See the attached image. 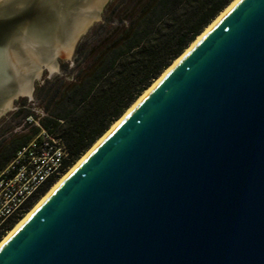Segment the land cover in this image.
Masks as SVG:
<instances>
[{
  "label": "water",
  "instance_id": "obj_1",
  "mask_svg": "<svg viewBox=\"0 0 264 264\" xmlns=\"http://www.w3.org/2000/svg\"><path fill=\"white\" fill-rule=\"evenodd\" d=\"M108 1L0 0V117ZM121 116L0 264H264V0H236Z\"/></svg>",
  "mask_w": 264,
  "mask_h": 264
},
{
  "label": "trees",
  "instance_id": "obj_2",
  "mask_svg": "<svg viewBox=\"0 0 264 264\" xmlns=\"http://www.w3.org/2000/svg\"><path fill=\"white\" fill-rule=\"evenodd\" d=\"M231 2L111 0L78 43L75 67L61 61V73L36 83L38 113L23 100L14 124L0 126V172L41 129L61 139L72 165ZM20 126L28 132H12Z\"/></svg>",
  "mask_w": 264,
  "mask_h": 264
},
{
  "label": "built area",
  "instance_id": "obj_3",
  "mask_svg": "<svg viewBox=\"0 0 264 264\" xmlns=\"http://www.w3.org/2000/svg\"><path fill=\"white\" fill-rule=\"evenodd\" d=\"M67 161L61 139L44 129L17 150L0 172V238L46 184L67 169Z\"/></svg>",
  "mask_w": 264,
  "mask_h": 264
},
{
  "label": "rangeland",
  "instance_id": "obj_4",
  "mask_svg": "<svg viewBox=\"0 0 264 264\" xmlns=\"http://www.w3.org/2000/svg\"><path fill=\"white\" fill-rule=\"evenodd\" d=\"M111 0H109L108 1V3L110 2ZM233 1V0H232ZM107 3V4H108ZM106 4V5H107ZM106 7V6H105ZM105 7H104V9H105ZM104 9H103V11H102V13H101V15H100V20L98 21V22H94L90 27H89V29L87 30V32H86V34L85 35H83L82 37H80V39L77 41V43L75 44V46H74V49H73V52H72V55H71V57H70V60H64V59H62V58H58L57 59V61H58V64H59V70L57 71V72H54L50 77H47L46 76V71H43L42 72V79L41 80H35V81H33V92H32V96L29 98V97H19V98H17V99H14L13 100V102H12V108L10 109V110H8L6 113H4L1 117H0V126L1 125H3L4 124V129H7V122H9V124L11 125V124H14V120L15 119H13L12 121H11V116L14 114V112H16L17 111V109L20 107V104H23V100L24 101H26V103H25V105L26 106H32L33 108V110H35V112H37L38 113V111H39V109H38V106H37V104H38V100L35 98V95H34V92H35V85H36V83L37 82H42L45 78H52L54 75H56V74H59V73H61V67H60V62L61 61H63V62H65V65H68V70H70V69H72V68H74L75 67V64H76V61H75V58H76V48H77V45H78V43L82 40V39H84L85 37H87L88 36V34H89V31H90V29L92 28V27H94V26H96L97 24H99L101 21H102V14H103V12H104ZM205 29V28H204ZM71 75H73V73H71ZM68 78L70 77V76H67ZM155 81V80H154ZM153 81V82H154ZM152 82V83H153ZM151 83V84H152ZM127 110V109H126ZM43 115V114H42ZM42 115H40V113H39V116L40 117H42ZM30 119V117L29 118H27V120L28 121H32V120H29ZM6 123V124H5ZM36 125H38V123H35ZM113 124V123H112ZM28 127H22V126H20V127H15V128H13V131L12 132H18V134H20V133H27L28 132ZM93 145V144H92ZM91 145V146H92ZM90 146V147H91ZM89 147V148H90ZM88 148V149H89ZM87 149V150H88ZM86 150V151H87ZM85 151V152H86ZM84 152V153H85ZM83 153V154H84ZM82 154V155H83ZM81 155V156H82ZM80 156V157H81ZM79 157V158H80ZM78 158V159H79ZM77 159V160H78ZM76 160V161H77ZM75 161V162H76ZM74 162V163H75ZM73 163V164H74ZM72 164V165H73ZM72 165H70L69 167H67V169L57 178V179H55L51 184H50V186L46 189V191L43 193V194H41V196L39 197V198H37L36 199V201H34L33 202V204L26 210V212L21 216V217H19L18 218V220L9 228V230L8 231H10L12 228H13V226L40 200V198L50 189V187L63 175V174H65L68 170H69V168L70 167H72ZM7 231V232H8ZM4 236H6V234L4 235ZM4 236L3 237H1V239H0V241L4 238Z\"/></svg>",
  "mask_w": 264,
  "mask_h": 264
},
{
  "label": "bare ground",
  "instance_id": "obj_5",
  "mask_svg": "<svg viewBox=\"0 0 264 264\" xmlns=\"http://www.w3.org/2000/svg\"><path fill=\"white\" fill-rule=\"evenodd\" d=\"M235 1L236 0H233L228 6H226V8L222 11V12H220V14L190 43V45L182 52V54H180L173 62H172V64H170V66H168L163 72H162V74L158 77V78H156L155 79V81L146 89V90H144V92L131 104V106L123 113V115L121 116V117H123L142 97H143V95L146 93V91L165 73V72H167L176 62H178L182 57H183V55L187 52V50H188V48L189 47H191L194 43H195V41H197L212 25H213V23L225 12V11H227L234 3H235ZM92 3H94V1H91ZM7 61H8V59L6 58V54H0V74L1 75H4V71H3V69H5V64L7 63ZM0 110H2V109H0ZM119 119V118H118ZM118 123V120H116L111 126H110V128L106 131V132H104V134L101 136V137H99L94 143H93V145L88 149V151H86L73 165H72V167L87 153V152H89L116 124ZM72 167H70L69 168V170L65 173V174H63L51 187H50V189L46 192V193H48L50 190H52L59 182H60V180L71 170V168ZM45 193V194H46ZM44 194V195H45ZM43 195V196H44ZM42 196V197H43ZM41 197V198H42ZM40 198V199H41ZM34 207V206H33ZM32 207V208H33ZM31 208V209H32ZM31 209L13 226V228L10 230V231H8L7 233H6V236H4V238L0 241V243L16 228V226L28 215V213L31 211Z\"/></svg>",
  "mask_w": 264,
  "mask_h": 264
}]
</instances>
